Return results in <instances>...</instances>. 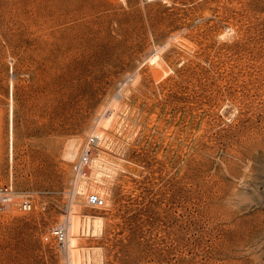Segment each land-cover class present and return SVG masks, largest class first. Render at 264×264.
Segmentation results:
<instances>
[{
    "label": "rangeland",
    "instance_id": "374dc122",
    "mask_svg": "<svg viewBox=\"0 0 264 264\" xmlns=\"http://www.w3.org/2000/svg\"><path fill=\"white\" fill-rule=\"evenodd\" d=\"M6 183L0 264H69L44 236L71 214L79 264H264V0H0Z\"/></svg>",
    "mask_w": 264,
    "mask_h": 264
},
{
    "label": "built area",
    "instance_id": "2783aa9c",
    "mask_svg": "<svg viewBox=\"0 0 264 264\" xmlns=\"http://www.w3.org/2000/svg\"><path fill=\"white\" fill-rule=\"evenodd\" d=\"M102 139L97 135H90L86 138L84 144L81 146L79 153L73 158L70 165L71 178L69 180L71 186L75 188L76 183L81 178H86L90 174L92 168V160L96 152L100 149ZM15 191L11 183L0 185V210L14 204ZM105 198L98 191L90 190L86 194V203L91 208H101L105 205ZM18 208L21 211H30L32 204L30 201H22ZM67 237L66 225L61 223L53 226L47 235L44 236V241L54 242L58 246L65 243Z\"/></svg>",
    "mask_w": 264,
    "mask_h": 264
},
{
    "label": "bare ground",
    "instance_id": "6f19581e",
    "mask_svg": "<svg viewBox=\"0 0 264 264\" xmlns=\"http://www.w3.org/2000/svg\"><path fill=\"white\" fill-rule=\"evenodd\" d=\"M153 57H151V59ZM153 61H154V59H153ZM12 85H13L12 84V80H10V86L12 87ZM109 122H110L109 119L108 120L106 119L104 121L101 120V124L103 125V128L107 127V126L109 127ZM97 136L101 138V135L98 134V133H97ZM75 144H76L75 140H72L67 145V149H66L67 152H65L66 153V159H70L74 155H76L75 154L76 153V149H75L76 145ZM104 155L99 153L92 160V168L93 169H91V170H93V171H91L90 174H92L91 177L93 176L92 178H94L96 180L99 179L100 172L105 168V166L107 164V160L105 159ZM64 156H65V154H64ZM86 178H88V177H86ZM86 178L83 177V178L78 180L79 183H78V185L76 186V189H75L77 192H80V193L85 192V189L88 187L87 185H89L87 180H86ZM85 223L89 225L90 220L89 219L85 220ZM81 225H82L81 224V219L78 216H76L74 214L69 215V218H68V221H67V225H66L68 231H67V237H66V240H65V246H66V250H67V254H68L67 256L69 257V264H79L78 263L79 262V260H78L79 257H78V249H77L78 248V246H77V236H78V234L80 232ZM93 225L95 226V228H101L102 227V222H101L100 219H95L93 221ZM80 254H81V252H80Z\"/></svg>",
    "mask_w": 264,
    "mask_h": 264
}]
</instances>
